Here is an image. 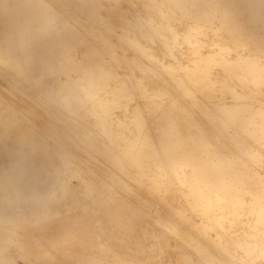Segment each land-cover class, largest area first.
<instances>
[{
    "label": "clouds",
    "instance_id": "1",
    "mask_svg": "<svg viewBox=\"0 0 264 264\" xmlns=\"http://www.w3.org/2000/svg\"><path fill=\"white\" fill-rule=\"evenodd\" d=\"M0 264H264V0H0Z\"/></svg>",
    "mask_w": 264,
    "mask_h": 264
}]
</instances>
